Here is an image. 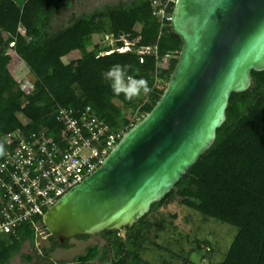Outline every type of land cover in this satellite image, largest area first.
Masks as SVG:
<instances>
[{"label":"trees","instance_id":"obj_1","mask_svg":"<svg viewBox=\"0 0 264 264\" xmlns=\"http://www.w3.org/2000/svg\"><path fill=\"white\" fill-rule=\"evenodd\" d=\"M75 1L81 0H0V144L4 151L3 138L8 132L39 126L55 131L59 108L74 106L83 97L114 130L126 132L138 122V111L142 119L152 110L168 84L183 46L171 26L175 1L169 3L170 18L164 21L155 14L152 0H116L74 12L65 22L60 20L61 10ZM108 35L116 39L117 46L95 40L96 36L102 40ZM126 39L133 43L134 50L118 49ZM56 46L57 55L44 70L49 76L47 94L38 103L22 87L9 64L14 54L26 61H44ZM143 47L150 50L140 52ZM76 51L80 53L78 59L64 60V55ZM168 53L176 57L169 68H163L160 62ZM116 63L131 65L130 74L146 79L150 93L131 102L123 95L116 96L102 76ZM40 84L39 78L35 85ZM227 114L215 143L157 204L172 200L178 192L182 202L203 218L234 226L235 237L220 264H264V71L253 70L251 87L232 94ZM155 205L134 226L125 227L126 234L106 230L102 233L104 245L91 244L64 264H89L95 259L104 264L187 262L191 251L185 246L187 236L158 241L167 224L165 218H159ZM35 219L42 224L43 214ZM38 232L28 221L12 233H0V264H9L27 239L36 243ZM48 235L51 246L43 247L41 256L49 258L57 247L69 246L70 239L61 243ZM195 243L198 249L212 254L214 246L209 238H196ZM150 250L159 251L158 261L144 256Z\"/></svg>","mask_w":264,"mask_h":264},{"label":"water","instance_id":"obj_2","mask_svg":"<svg viewBox=\"0 0 264 264\" xmlns=\"http://www.w3.org/2000/svg\"><path fill=\"white\" fill-rule=\"evenodd\" d=\"M171 26L183 46L159 101L43 214L59 242L138 223L215 143L232 94L264 71V0H175Z\"/></svg>","mask_w":264,"mask_h":264},{"label":"built area","instance_id":"obj_3","mask_svg":"<svg viewBox=\"0 0 264 264\" xmlns=\"http://www.w3.org/2000/svg\"><path fill=\"white\" fill-rule=\"evenodd\" d=\"M171 1L152 0L160 21L170 18ZM173 56L166 54L160 65L169 68ZM59 113L55 131L47 126L19 128L3 138L0 233H12L28 221L37 226L35 218L99 167L124 134L101 118L85 97L74 106L60 107Z\"/></svg>","mask_w":264,"mask_h":264},{"label":"rangeland","instance_id":"obj_4","mask_svg":"<svg viewBox=\"0 0 264 264\" xmlns=\"http://www.w3.org/2000/svg\"><path fill=\"white\" fill-rule=\"evenodd\" d=\"M116 0H81L73 2L69 7H65L59 13L60 20L67 21L72 13H80L94 9L98 6L104 5L107 2H113ZM60 22V21H59ZM125 39L124 36L121 37ZM97 42L101 41L102 44L117 46L116 39L113 36L108 35L104 39L96 36ZM128 39L125 40L124 47L119 49L123 51L134 50V46L129 44ZM123 48V49H121ZM57 55V46L50 50L48 59L44 61H34L32 59L26 61L14 54L13 60L9 64V67L14 76L20 80L22 87L27 92L32 93L35 100L39 103L45 100L44 96L47 94V88L45 83L49 79L48 75L44 74V70L52 59ZM80 53L72 52L64 55V60L69 61L73 58H79ZM176 55L173 56L175 58ZM41 79L39 86L35 85L37 79ZM167 85V84H166ZM140 112H137V117L140 116ZM24 119V118H23ZM26 121V120H25ZM172 200H168L164 204L156 203L155 211L159 213V218H165L167 227L161 232V237L158 241L163 243L170 241L180 236H187L186 249L191 250L188 255V261H177L178 264H220L225 257L227 250L233 242L236 234V228L230 224L223 223L216 219H205L195 209L189 205H185L182 202V196L177 192L173 195ZM36 228L39 230L36 243H31L27 239L20 250L9 264H64L71 262L78 254L86 251L87 247L91 244L100 243L104 245L106 238L103 234L91 235L88 238H81L74 236L70 238L68 247H57L49 258L41 256L43 247H50L49 235L44 224L38 223ZM121 234H126V229H120ZM209 238L212 241L214 250L212 254H208L206 249H198L195 243V239ZM144 256L151 261L159 260V251L150 250L144 253ZM89 264H104L98 259L91 261Z\"/></svg>","mask_w":264,"mask_h":264},{"label":"clouds","instance_id":"obj_5","mask_svg":"<svg viewBox=\"0 0 264 264\" xmlns=\"http://www.w3.org/2000/svg\"><path fill=\"white\" fill-rule=\"evenodd\" d=\"M131 65L116 63L102 73L103 79L110 84L116 96L123 95L128 101L139 98L141 94L147 95L151 88L144 78H136L130 74ZM4 147L0 144V156L4 155Z\"/></svg>","mask_w":264,"mask_h":264}]
</instances>
